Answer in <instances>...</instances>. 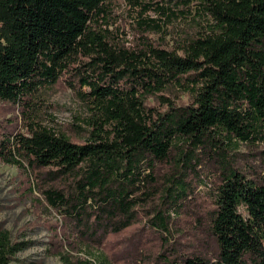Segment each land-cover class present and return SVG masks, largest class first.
I'll return each instance as SVG.
<instances>
[{"label": "trees", "instance_id": "obj_1", "mask_svg": "<svg viewBox=\"0 0 264 264\" xmlns=\"http://www.w3.org/2000/svg\"><path fill=\"white\" fill-rule=\"evenodd\" d=\"M110 1L0 0V102L20 117L1 133L0 162L26 164L81 243L119 241L116 260L61 254L64 264H264V174L229 155L264 139V0H184L207 21L192 18L173 49L148 34L182 17L177 3L133 0L138 35L126 45L108 29ZM58 83L90 111L82 127L33 120L40 90ZM173 87L186 106L165 97ZM206 160L212 201L195 194ZM23 248L0 228V264Z\"/></svg>", "mask_w": 264, "mask_h": 264}, {"label": "rangeland", "instance_id": "obj_2", "mask_svg": "<svg viewBox=\"0 0 264 264\" xmlns=\"http://www.w3.org/2000/svg\"><path fill=\"white\" fill-rule=\"evenodd\" d=\"M138 3L148 0H136ZM184 0H152L153 3L172 8L177 3L175 13H183L178 19H164L160 32L149 33V39L166 49L176 47L185 33H191L194 27L192 18L206 25V17H198L195 1L189 3L188 8L182 4ZM178 2H180L178 4ZM139 6L133 0H111L108 3L110 20L113 22L108 29L118 38L131 43L138 35L136 32L137 13ZM191 11L188 16L187 12ZM169 12H166V17ZM147 18H155L152 11L144 14ZM202 19V20H201ZM177 106H186L190 102L189 94L183 90L169 88L165 92ZM40 105L34 116V121L45 128L58 126L68 129L69 125L83 126V122L90 115L87 107L75 98L71 90L62 83L41 89L36 99ZM148 104L155 105L153 99ZM20 127L19 111L8 103L0 102V137L1 133L15 131ZM24 133V130L21 129ZM236 167L250 175L251 172L264 174V139L251 143H238L229 152ZM204 184L196 187L195 194L202 199L212 201V194L218 185L215 164L203 161L199 166ZM249 171V172H248ZM36 184L31 171L26 164L23 167L0 162V228L9 234L11 242L20 243L23 250L16 253L14 258L17 264H64L59 255L75 258L102 261L111 256L116 260L118 243L109 239L101 247H93L78 241L73 230L65 222L60 210H54L45 203L41 189ZM111 255V256H110Z\"/></svg>", "mask_w": 264, "mask_h": 264}]
</instances>
